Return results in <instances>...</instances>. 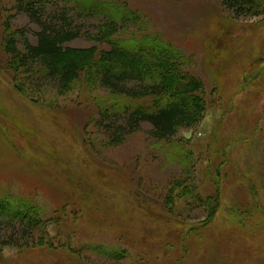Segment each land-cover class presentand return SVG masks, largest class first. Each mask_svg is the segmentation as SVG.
Masks as SVG:
<instances>
[{"label":"rangeland","instance_id":"obj_1","mask_svg":"<svg viewBox=\"0 0 264 264\" xmlns=\"http://www.w3.org/2000/svg\"><path fill=\"white\" fill-rule=\"evenodd\" d=\"M93 1L137 20L118 37L149 35L181 52L203 83L205 115L175 144L154 143L142 123L107 146L98 108L121 97L85 75L63 94L48 85L19 92L0 40V197L28 199L50 237L60 234L50 249L0 244V264H264V15L236 18L220 0ZM18 29L35 42L38 27L0 0V36ZM90 44L83 35L69 43ZM187 175L216 201L212 219L180 190L168 198ZM99 246L125 257L104 259L91 250Z\"/></svg>","mask_w":264,"mask_h":264},{"label":"trees","instance_id":"obj_2","mask_svg":"<svg viewBox=\"0 0 264 264\" xmlns=\"http://www.w3.org/2000/svg\"><path fill=\"white\" fill-rule=\"evenodd\" d=\"M61 1L63 9L57 8L52 0H13L16 11L38 27L34 43L20 29L7 30L0 36L7 68L15 80L19 79L14 83L15 90L27 94L48 85L63 94L83 75L87 76L110 95L122 98L98 108L96 124L106 134L107 146L121 144L142 123L150 125L149 135L154 143L175 144L173 139L180 129L191 128L203 119L207 109L203 83L183 67L179 50L149 35L118 37L121 28L137 20H127L131 14H119L112 5L93 0ZM71 3L76 15L69 6ZM220 3L236 18L264 15V0H220ZM48 4L55 6L53 11L47 10ZM96 15L102 20H80L82 16L88 19ZM82 35L92 44L69 45ZM19 36L22 48L18 46ZM176 147L174 152L182 156L183 150ZM187 162L184 161L185 170H189ZM188 178L189 175L180 177L171 183L173 192L168 198L175 197L180 190L181 196L206 209V221L212 219L216 201L214 205L211 197L204 201L195 187L187 183ZM0 221L2 246L50 249L49 241L59 240L55 228L50 237L40 210L28 199L1 196ZM91 250L115 262L125 257L116 249L99 246Z\"/></svg>","mask_w":264,"mask_h":264}]
</instances>
